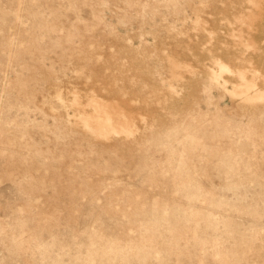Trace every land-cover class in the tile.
<instances>
[{
  "label": "rangeland",
  "instance_id": "1",
  "mask_svg": "<svg viewBox=\"0 0 264 264\" xmlns=\"http://www.w3.org/2000/svg\"><path fill=\"white\" fill-rule=\"evenodd\" d=\"M0 264H264V0H0Z\"/></svg>",
  "mask_w": 264,
  "mask_h": 264
}]
</instances>
